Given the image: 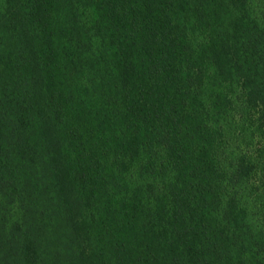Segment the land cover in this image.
I'll return each instance as SVG.
<instances>
[{
	"label": "trees",
	"instance_id": "1",
	"mask_svg": "<svg viewBox=\"0 0 264 264\" xmlns=\"http://www.w3.org/2000/svg\"><path fill=\"white\" fill-rule=\"evenodd\" d=\"M47 261L264 264V0H0V264Z\"/></svg>",
	"mask_w": 264,
	"mask_h": 264
},
{
	"label": "rangeland",
	"instance_id": "2",
	"mask_svg": "<svg viewBox=\"0 0 264 264\" xmlns=\"http://www.w3.org/2000/svg\"><path fill=\"white\" fill-rule=\"evenodd\" d=\"M15 211H17V209ZM18 215H20V214H18ZM63 252H64V255L68 254V251H66V250H64ZM46 264H49V261H47Z\"/></svg>",
	"mask_w": 264,
	"mask_h": 264
}]
</instances>
